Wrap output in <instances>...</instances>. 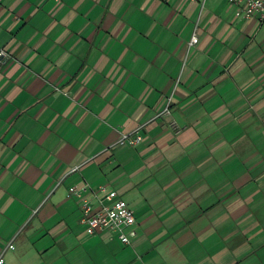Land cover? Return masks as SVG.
Segmentation results:
<instances>
[{"label": "crops", "instance_id": "obj_1", "mask_svg": "<svg viewBox=\"0 0 264 264\" xmlns=\"http://www.w3.org/2000/svg\"><path fill=\"white\" fill-rule=\"evenodd\" d=\"M207 1L0 0L2 264H264V22Z\"/></svg>", "mask_w": 264, "mask_h": 264}, {"label": "built area", "instance_id": "obj_2", "mask_svg": "<svg viewBox=\"0 0 264 264\" xmlns=\"http://www.w3.org/2000/svg\"><path fill=\"white\" fill-rule=\"evenodd\" d=\"M199 3L201 7L206 0H188ZM235 7V15L243 19L255 18L258 23L264 22V0H225ZM198 41L196 29H193L189 45H194ZM8 57L4 49H0V66ZM163 114H168L166 108ZM127 142L136 146L141 142V137L134 134L123 135L119 143ZM68 195L80 199V218L79 223L83 226L86 233L94 235L105 233L108 239L116 238L120 243L128 245L136 236L135 217L133 211L126 202L120 197L118 192L100 186L93 191V201L83 198L79 189L75 186L68 188ZM2 264V258H0Z\"/></svg>", "mask_w": 264, "mask_h": 264}, {"label": "rangeland", "instance_id": "obj_3", "mask_svg": "<svg viewBox=\"0 0 264 264\" xmlns=\"http://www.w3.org/2000/svg\"><path fill=\"white\" fill-rule=\"evenodd\" d=\"M210 4H212V5H216L217 4V5L223 6L224 2L222 0H208L207 1V6L210 5Z\"/></svg>", "mask_w": 264, "mask_h": 264}]
</instances>
